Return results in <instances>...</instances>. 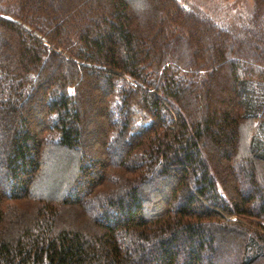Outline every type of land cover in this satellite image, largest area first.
<instances>
[{
    "label": "trees",
    "instance_id": "16d2710c",
    "mask_svg": "<svg viewBox=\"0 0 264 264\" xmlns=\"http://www.w3.org/2000/svg\"><path fill=\"white\" fill-rule=\"evenodd\" d=\"M247 13L0 0V264H264V0ZM53 143L81 152L62 196L34 186Z\"/></svg>",
    "mask_w": 264,
    "mask_h": 264
},
{
    "label": "rangeland",
    "instance_id": "374dc122",
    "mask_svg": "<svg viewBox=\"0 0 264 264\" xmlns=\"http://www.w3.org/2000/svg\"><path fill=\"white\" fill-rule=\"evenodd\" d=\"M188 3L205 7L208 10L230 12L233 14L243 13L249 14L254 5L255 0H184ZM252 8V9H251ZM251 9V10H250ZM237 16V15H236ZM233 17V21L236 19ZM222 20V19H221ZM226 20V19H224ZM231 20V21H232ZM256 132H260L256 127V120L245 121L241 126V135L243 139V148L247 151L248 144ZM88 141V140H87ZM92 144V143H91ZM46 163H44L40 176L34 185L36 194L49 195L52 193L56 196H62L66 191L67 184L72 180L77 166V161L81 157V152L75 150H66L57 144L48 145L44 148ZM74 164V167H73ZM260 171L264 176V164H261ZM70 180V181H69ZM233 218V217H232ZM235 220V218H233Z\"/></svg>",
    "mask_w": 264,
    "mask_h": 264
}]
</instances>
